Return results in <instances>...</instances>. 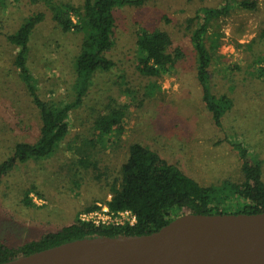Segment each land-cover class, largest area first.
Returning <instances> with one entry per match:
<instances>
[{
  "label": "rangeland",
  "instance_id": "rangeland-1",
  "mask_svg": "<svg viewBox=\"0 0 264 264\" xmlns=\"http://www.w3.org/2000/svg\"><path fill=\"white\" fill-rule=\"evenodd\" d=\"M8 1V7L0 4L4 32H13L34 13H45L32 36L28 60L40 95L49 101L73 100L75 58L83 36L63 32L52 5L78 6L84 0ZM225 1L146 0L116 10L115 45L106 54L114 67L92 76L84 103L72 112L67 138L50 157L19 163L3 178L0 241L18 246L61 229L90 205L104 204L136 142L158 151L201 184L217 186L244 179L241 146L261 164L264 179V80L254 74L264 61V0H251L257 2L255 10L233 6L208 29L206 43L210 49L216 46L209 69L211 93L227 95L232 102L220 127L203 101L197 78L187 20L201 7H220ZM142 28L169 31L174 46L183 50L185 57L174 73L158 77L138 70ZM14 52L0 33V163L14 154L19 142L36 143L42 127L40 111L14 66ZM109 104L128 106L126 131L103 137L95 122L109 111ZM82 156L97 168L82 167ZM27 194L34 205H26Z\"/></svg>",
  "mask_w": 264,
  "mask_h": 264
},
{
  "label": "trees",
  "instance_id": "trees-1",
  "mask_svg": "<svg viewBox=\"0 0 264 264\" xmlns=\"http://www.w3.org/2000/svg\"><path fill=\"white\" fill-rule=\"evenodd\" d=\"M36 2V0H34ZM146 0H84L81 5L61 2L53 3L54 20L63 32L80 33L82 42L75 58V98L71 101H49L40 93L39 81L29 66L30 43L45 13L30 15L13 32L0 33L15 49L13 63L20 74L32 101L40 111L42 127L36 143L19 142L10 158L0 163V185L19 163L33 158L50 157L60 147L71 131V116L75 107L84 103L90 89V80L97 72L110 71L114 62L106 55L115 45L116 10L125 6H141ZM8 7V0H0ZM233 6L255 10L257 2L251 0H227L220 7H201L188 18L191 39L196 50L197 78L202 87L203 101L211 111L218 127L226 110L232 106L227 95L216 96L209 85L213 48L206 43L207 33L213 19L226 14ZM3 20V19H1ZM138 70L147 76H163L174 73L178 63L185 57L180 47L174 46L172 35L164 29L142 28L137 36ZM254 74L264 80V61ZM78 88V91H76ZM77 92V93H76ZM109 111L96 119L100 135L121 134L126 130L128 116L126 104L118 107L108 105ZM244 179L225 181L222 185H203L188 175L179 165L170 163L152 148L136 142L130 146L129 157L122 165L121 176L110 184L109 200L104 203L114 212L131 210L137 217L134 225L96 226L80 219V214L61 229L43 234L18 246H9L0 241V263L21 256L52 248L70 241L97 237H119L146 235L159 231L174 219L187 214L264 213V179L262 166L250 159L248 150L239 146ZM81 166L97 168V163L88 157L79 159ZM27 206L34 205L27 194ZM99 208L88 206L84 211Z\"/></svg>",
  "mask_w": 264,
  "mask_h": 264
},
{
  "label": "water",
  "instance_id": "water-1",
  "mask_svg": "<svg viewBox=\"0 0 264 264\" xmlns=\"http://www.w3.org/2000/svg\"><path fill=\"white\" fill-rule=\"evenodd\" d=\"M0 264H264V213L187 214L151 234L83 238Z\"/></svg>",
  "mask_w": 264,
  "mask_h": 264
},
{
  "label": "built area",
  "instance_id": "built-area-1",
  "mask_svg": "<svg viewBox=\"0 0 264 264\" xmlns=\"http://www.w3.org/2000/svg\"><path fill=\"white\" fill-rule=\"evenodd\" d=\"M98 206L99 208L82 212L79 216L80 219L85 222L93 223L96 226L134 225L137 222V217L131 210L114 212L105 203H98Z\"/></svg>",
  "mask_w": 264,
  "mask_h": 264
}]
</instances>
